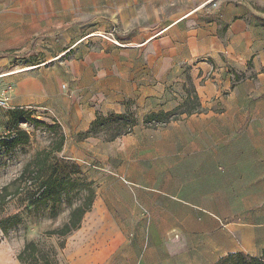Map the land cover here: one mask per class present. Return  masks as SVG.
<instances>
[{
    "label": "rangeland",
    "instance_id": "374dc122",
    "mask_svg": "<svg viewBox=\"0 0 264 264\" xmlns=\"http://www.w3.org/2000/svg\"><path fill=\"white\" fill-rule=\"evenodd\" d=\"M177 4L0 0V9L10 10V18L0 17V55L9 56L12 67L0 71V96L8 100V106L0 105V224L7 228L0 227V264H70L71 235L77 229L53 232L87 189L30 202L43 190L34 173L17 182L19 190L10 184L29 161L46 164L41 179L51 174L85 180L95 195L110 183L118 194L137 190L148 200L157 196L159 226L171 203L180 220L178 213L194 210L220 223L264 224V92L241 84L251 79L259 85L256 66L249 60L246 70H236L224 60L220 71L202 55L156 70L154 64L167 56L170 23L187 14L186 26L193 28L201 14L209 15L205 6L176 11ZM150 36L152 41L141 44ZM203 61L211 62L208 70L197 66ZM37 63H43L42 70H11ZM10 74L41 79L55 110L35 101L12 103ZM237 85L241 89L234 90ZM194 96L201 111L166 124L144 123L149 113L168 111L186 98L195 101ZM124 111L134 114L128 133L114 117L86 133L96 117ZM142 210L148 221L149 209ZM12 215L17 217L4 221ZM85 222L86 213L80 226ZM26 243L34 245L21 262L18 254Z\"/></svg>",
    "mask_w": 264,
    "mask_h": 264
},
{
    "label": "crops",
    "instance_id": "0c3cea01",
    "mask_svg": "<svg viewBox=\"0 0 264 264\" xmlns=\"http://www.w3.org/2000/svg\"><path fill=\"white\" fill-rule=\"evenodd\" d=\"M178 3L176 11L194 12L202 5L209 15L201 14L199 25L193 28L186 26L187 14L173 20L167 27L172 32L166 36L167 56L157 61L154 68L167 70L176 60H193L204 55L220 65V71H223L224 60L236 70H246L247 61L252 60L259 85L255 86L251 79L241 84L263 93L264 71H260V67L264 65V0H178ZM9 11L1 8L0 17L10 18ZM153 38L150 36L141 44ZM3 49L0 46V50ZM9 62V56L0 55V71L12 68ZM42 64L11 70H42ZM210 65L211 62L203 61L197 66L208 70ZM3 75L0 73V77ZM8 80L12 103L35 101L55 110V106L47 102L41 79L10 74ZM223 86L228 87L229 80L224 81ZM239 89L241 85L234 87V90ZM83 123L82 127L87 128L88 123ZM102 191L94 196L92 207L86 212V222L71 235L70 264H215L232 252L258 256L264 248V224L260 222L232 219L220 223L194 210L178 213L183 215L180 220L171 203L164 224L159 226L157 196L148 200L142 194L137 195V190L135 195L118 194L110 183L104 185ZM143 207L149 209L148 221L143 220L146 218Z\"/></svg>",
    "mask_w": 264,
    "mask_h": 264
},
{
    "label": "trees",
    "instance_id": "16d2710c",
    "mask_svg": "<svg viewBox=\"0 0 264 264\" xmlns=\"http://www.w3.org/2000/svg\"><path fill=\"white\" fill-rule=\"evenodd\" d=\"M193 99L195 101H190L189 98H186L182 103L178 104L174 108L168 110V111H159V112H151L144 118L145 124H150L152 122L154 123H169L172 120L178 119L180 115H190L195 112L201 111L200 103L198 102L197 96H194ZM189 103H192L193 106L189 105ZM19 113V118L24 117L23 112L21 110H13L12 113ZM134 114L131 111H124L119 114L116 113H110L107 117L98 116L96 117L89 127V129L86 131V133H89L93 128L95 129V126L100 123V125H104L111 121V118H118L122 121H119L120 124H122L123 127H125L124 133H128L132 126L134 125L132 119ZM28 119L30 118V115L28 116ZM64 138V133H60V140L62 141ZM17 138H12L11 141H16ZM46 164L39 166L37 164H34L33 162L29 161L27 162L23 168L20 174L10 183L12 185L17 184V182L26 175V173H34V179L40 180L39 186H43V190L35 197L30 200V202L33 201H39L40 199L50 198L52 195L55 196H61L66 191L76 189L78 193H82L83 189H87V194L82 202L78 203L75 206L71 207V210L69 212V216L66 219L63 224L57 228L53 233H57L58 235H66L68 233H71L72 231L78 229L81 224V219L87 211H89L92 207V203L94 200L95 192L90 187V183L86 182L85 180L79 181V180H71V179H64L62 176H56L53 177L51 174H45V176L41 179L40 175L41 172L44 171ZM17 189L19 190V186L17 184ZM4 190L7 189V186L3 187ZM17 215L8 216L6 218H3L4 221H8L11 219L16 218ZM2 221V220H1ZM0 227L3 232L7 231V228L0 224ZM34 244L32 243H26L22 249V251L18 254V259L22 262L23 261V254ZM215 264H264V248L261 250L260 255L257 256H247L243 252L237 251L232 252L226 255L223 258H220Z\"/></svg>",
    "mask_w": 264,
    "mask_h": 264
},
{
    "label": "built area",
    "instance_id": "2783aa9c",
    "mask_svg": "<svg viewBox=\"0 0 264 264\" xmlns=\"http://www.w3.org/2000/svg\"><path fill=\"white\" fill-rule=\"evenodd\" d=\"M0 105L8 106V100L6 97L0 96ZM124 183H129L127 180L123 179Z\"/></svg>",
    "mask_w": 264,
    "mask_h": 264
}]
</instances>
